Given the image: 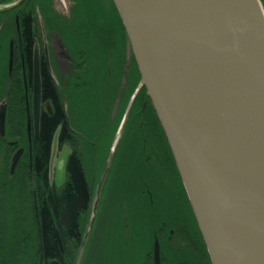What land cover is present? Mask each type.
<instances>
[{"label":"water","instance_id":"water-1","mask_svg":"<svg viewBox=\"0 0 264 264\" xmlns=\"http://www.w3.org/2000/svg\"><path fill=\"white\" fill-rule=\"evenodd\" d=\"M112 2L140 82L165 132L211 264H264L261 0ZM33 80L37 131L41 106L37 43ZM4 119L2 106V135ZM20 153L21 149L13 155L11 171ZM57 238L63 249L58 233ZM85 242L86 238L77 263ZM50 264L60 262L53 259ZM153 264H161L157 240Z\"/></svg>","mask_w":264,"mask_h":264},{"label":"flooded vegetation","instance_id":"flooded-vegetation-1","mask_svg":"<svg viewBox=\"0 0 264 264\" xmlns=\"http://www.w3.org/2000/svg\"><path fill=\"white\" fill-rule=\"evenodd\" d=\"M49 19L53 21L52 18ZM14 20L18 51L15 52L13 42V57L9 69L15 65L16 53L22 76L23 100L19 106L14 97L17 111L10 109L12 105L9 99L0 101V108L2 106L5 108L4 135L0 133V215L3 210L10 212L9 207L14 203L17 207V198H26L24 201L26 203L30 195L35 214L39 218L36 188L39 178L35 175L34 147L40 138L43 119L52 117L59 108L61 116L53 137L57 134L59 146L68 145L71 152L65 161V179L58 188H64L69 160L73 157L87 189L84 212L91 201L89 180L91 181L92 177V180L96 178L97 185L100 183L103 186L109 208L118 207L120 203L122 207L120 230L124 232L133 228L132 220L135 215L141 218L142 223L145 219V226H141L143 229L141 232H149L152 256L147 260L143 253L139 264H146L149 260L148 264H153L155 240L159 242L161 264L164 263L165 248L169 249L167 250L170 254L167 261H170L169 264H174L176 251L186 256L190 255L189 247L196 248L199 257L207 256L209 259L165 132L151 99L140 82L139 70L126 33L119 34L122 37V40H119L123 45L121 49H116L115 46L118 45L115 44L113 34L101 38L99 48L93 38H88L92 35L85 36L86 42L81 43V33L70 34L71 36L67 38V33L63 34L56 28L53 30L48 25L49 45L46 44L43 49L39 48L41 106L36 131L33 69L34 47L35 43L39 45V39L34 30L31 11L22 15L15 13ZM27 20L30 22L29 37L25 33ZM71 22L68 21L66 24ZM2 50L4 51V49L0 51ZM100 57L106 60L103 66L100 64ZM101 66L107 69L108 74L100 84L99 79L95 78L99 74V68L102 70ZM44 70L59 72L60 80L57 84L51 82L52 94L46 92L43 87ZM45 103L48 109L44 107ZM97 107L100 108V116H97ZM19 149H21L19 159L11 171L12 157ZM86 162L91 164L92 173L87 171ZM47 179V185H55L50 182L49 176ZM154 202L158 210L157 207L153 209ZM148 209L150 213L152 211L154 217L150 213L148 218L144 216V210L147 212ZM57 233L63 249L59 245ZM55 237L63 253L64 244L57 229ZM47 256L48 254L41 255L39 264H50L53 259L65 264L63 259Z\"/></svg>","mask_w":264,"mask_h":264},{"label":"rangeland","instance_id":"rangeland-1","mask_svg":"<svg viewBox=\"0 0 264 264\" xmlns=\"http://www.w3.org/2000/svg\"><path fill=\"white\" fill-rule=\"evenodd\" d=\"M19 0H0V101L2 99H9L11 102L13 111H17L14 104V97L17 99V102L20 106L23 100L22 94V76L20 67L18 66V58H17V43H16V22L14 20V16H6L4 13L5 9H8L12 6H19ZM79 0H26L23 2V7L31 8L33 15V26L34 30L39 39V48H42L48 44V32L50 28H48L50 24L49 18H58L61 21H72L73 18V9ZM97 3L96 7L99 6V2H102L104 6H108V0H93ZM88 2V0L86 1ZM3 10V11H2ZM18 10V9H17ZM49 29V30H48ZM51 29L55 30V27ZM55 32H52V34ZM121 32L119 29L115 28L113 31V37L115 39V44L118 46L116 49H121L123 47L122 43L119 40H122V37L119 35ZM13 40V41H12ZM13 42H15V56H14V67H10V51ZM13 50V49H12ZM13 57V53H12ZM100 64L103 66L104 59L100 57ZM103 61V62H102ZM120 65L121 62H120ZM99 68V74L95 79H99L100 84L105 79L106 68ZM57 71V70H56ZM54 70L49 71L52 81L54 84H57V81L60 80L59 72ZM122 73L123 69L120 68ZM46 109V103L43 104ZM99 107L96 108L97 116L99 114ZM95 111V109L93 110ZM19 113H21L19 109ZM72 144V143H71ZM71 152L70 146L60 147L58 143L57 134L54 135L53 140L50 146V157H49V180L51 183L55 184V186H59L65 179V161L68 154ZM87 171L92 173V166L89 162L85 163ZM91 174H89L88 178H90ZM89 180V179H88ZM91 194V201L87 211L84 214L83 223H82V231H81V240L78 245H75L73 251L68 252L66 258H64L67 262L66 264H139L140 259H142L143 253L144 256L150 258L152 256V243L146 246V239L141 232L142 227L145 226V219L142 223V220L139 216H134L132 220V226L128 231H122L121 225V217L120 213L122 211V207L119 203L118 207L109 208V202L107 197L105 196V192L103 186L100 183L97 185L96 178L91 181L89 180ZM101 196V197H100ZM30 209L24 213L25 210V199L17 198V207L14 203L11 207H9L10 212L2 211L0 215V264H17V249L19 248L18 240L21 238L29 239V237L25 234V230L21 228L22 222L27 219V217L32 216L34 221H37L38 217L35 214L34 206L32 203V197L29 195L28 197ZM2 203V200H1ZM116 205V202H115ZM132 206V204H131ZM150 207V206H149ZM156 206V202L153 204ZM2 208V207H1ZM3 209H5L3 207ZM132 209V208H131ZM31 211V212H30ZM146 213V215H145ZM149 209L146 212L144 210V216L148 218ZM157 213V212H156ZM159 213V211H158ZM152 214V211L151 213ZM153 215V214H152ZM144 217V218H145ZM154 217V215H153ZM38 226V225H37ZM143 230V229H142ZM186 237L189 239L187 233ZM20 236V238H19ZM86 238V242L83 246L81 257L77 263L78 252L81 247L83 239ZM36 239V236H35ZM34 241V238H33ZM36 241V240H35ZM191 246V245H190ZM196 249V248H195ZM193 247H189L188 252L191 259H198V251L196 252ZM169 251V249H167ZM163 249V264H169L167 262L169 260V252ZM180 252V251H179ZM182 252H180L181 254ZM124 257V258H120ZM167 260H165V258ZM145 258V259H146ZM124 262V263H123ZM150 263V260L147 261L146 264Z\"/></svg>","mask_w":264,"mask_h":264},{"label":"trees","instance_id":"trees-1","mask_svg":"<svg viewBox=\"0 0 264 264\" xmlns=\"http://www.w3.org/2000/svg\"><path fill=\"white\" fill-rule=\"evenodd\" d=\"M79 0L74 6L73 15L74 19L70 24H66L65 21L58 18L50 19V27H55L61 33H67V38L70 34L81 33V43H85V36L93 38L96 46L105 38V35L112 34L115 28L119 29L121 33H125L124 27L120 21L118 13L112 0H109L108 6H104L102 2H99V6L96 7V1L93 0ZM100 1V0H99ZM264 7V0H261ZM18 9V10H17ZM31 9V8H30ZM27 7H23V4L19 6H13L5 9L4 13L7 16H14L15 13L32 12ZM3 11V10H2ZM17 11V12H16ZM61 24V25H60ZM25 33L30 35V22L25 21ZM99 39V40H98ZM86 45V44H85ZM83 47V46H82ZM52 78L47 70L43 71V87L46 92L52 94ZM61 116L59 108L55 110L52 117H45L42 122L41 134L38 141L35 142L34 155H35V167L37 178V203L39 210L38 224L34 221L32 216L27 217L22 222L21 228L26 232L25 234L29 239H21L19 236V248L17 249V264H39L40 256L47 255V257H57L63 259L66 264V255L75 245H78L81 240L82 223L85 214V205L87 202V189L83 180V175L75 162V159L71 157L67 169V181L63 189L58 188L55 185H47V178L49 172V157H50V140L53 137L54 129ZM26 213L30 208L29 201L25 203ZM31 212V211H30ZM38 225V226H37ZM55 229L60 233L63 244L64 252L62 253L56 242ZM149 232H145V240L148 241ZM36 236V239H35ZM34 238V241H33ZM36 240V241H35ZM148 246V242H146ZM176 258L173 259L174 264H210L208 257L203 256L198 259H191L189 255L184 253L175 252ZM120 258H124L121 257ZM124 263V262H123Z\"/></svg>","mask_w":264,"mask_h":264}]
</instances>
